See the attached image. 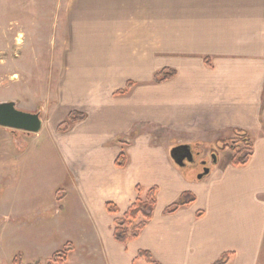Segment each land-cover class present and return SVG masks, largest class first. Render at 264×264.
Returning <instances> with one entry per match:
<instances>
[{
  "label": "crops",
  "instance_id": "1",
  "mask_svg": "<svg viewBox=\"0 0 264 264\" xmlns=\"http://www.w3.org/2000/svg\"><path fill=\"white\" fill-rule=\"evenodd\" d=\"M112 11L123 23L167 26V53L175 61L163 68L177 75L161 85L134 86L130 97L114 99L120 102L92 101L97 106L73 126L77 137L65 148L79 166L78 197L89 225L79 229V246L82 240L95 248L98 264H131L138 251L159 264H214L225 255V264H258L264 252V0H112ZM96 12L79 5L77 24L94 23ZM132 120L181 138L242 131L253 154L243 167L228 160L195 182L181 176L160 145H143L148 133L135 139L127 164L117 168L120 146L106 152L103 145L123 138ZM136 186L157 187L156 204L139 237L121 245L113 240V222L135 201ZM185 192L194 202L165 215ZM106 203L116 206V215L106 212Z\"/></svg>",
  "mask_w": 264,
  "mask_h": 264
},
{
  "label": "rangeland",
  "instance_id": "2",
  "mask_svg": "<svg viewBox=\"0 0 264 264\" xmlns=\"http://www.w3.org/2000/svg\"><path fill=\"white\" fill-rule=\"evenodd\" d=\"M88 3L97 9L94 23L77 24L75 11ZM122 21L113 17L112 0H0V103L14 102L19 110L40 113L42 120L36 134L0 127V264H53L52 254L67 243L64 264H98L95 248L84 247L82 240L78 244L80 227L89 225L78 197L79 166L65 148L77 134L73 127L64 134L55 128L72 111L86 115L97 106L92 101L120 102L133 89L152 86L151 75L175 61L167 53V26ZM151 29L158 35L154 39ZM127 80L135 87L114 96ZM130 126L103 149L120 146L125 153L149 133L143 145H160L175 165L170 149L190 143L193 161L176 168L195 182L204 169L224 167L232 146L246 147L236 143L233 131L217 138H181L151 123L132 120ZM263 259L264 252L258 264Z\"/></svg>",
  "mask_w": 264,
  "mask_h": 264
},
{
  "label": "trees",
  "instance_id": "3",
  "mask_svg": "<svg viewBox=\"0 0 264 264\" xmlns=\"http://www.w3.org/2000/svg\"><path fill=\"white\" fill-rule=\"evenodd\" d=\"M202 60L205 66L210 67V58L205 57ZM176 75L177 73L175 70L164 68L153 74L151 83L153 85H161L163 83L173 80ZM135 85V82L128 81L126 82L123 89L117 90L113 95L125 96L132 90ZM84 119L85 114L72 111L67 114L66 120L55 128V132L64 134V132L70 130L74 125L82 122ZM233 133L237 134L236 136H238L239 138V141L236 143H239L241 145L243 144V146H246L247 148L245 147V149H240L237 146H232L230 149L232 152V156L230 157V163L233 167L236 168L243 167L249 162V159L253 154L252 143L244 132L235 130L233 131ZM126 162V155L125 153L121 152L116 158L114 165L117 168H123L125 167ZM135 192L137 194L135 201L125 211L121 218H117L113 222V240L121 245H126L139 237L141 231L152 219L153 209L156 204L157 187H151L147 189L146 192H144L141 186H136ZM194 200L195 198L193 195L185 192L180 196L178 202L167 207L164 210V214H173L178 209L189 206L191 203L194 202ZM105 209L106 212L110 215L117 214V208L112 203H106ZM200 216L201 214H197V217ZM69 251L70 246L69 244H66L63 250L52 254L50 258L51 263L64 264L67 260ZM140 259L143 260L146 264H159L152 258L151 254L147 251H138L135 260L131 264H135L136 261ZM226 262L227 256L225 255L214 264H225Z\"/></svg>",
  "mask_w": 264,
  "mask_h": 264
},
{
  "label": "water",
  "instance_id": "4",
  "mask_svg": "<svg viewBox=\"0 0 264 264\" xmlns=\"http://www.w3.org/2000/svg\"><path fill=\"white\" fill-rule=\"evenodd\" d=\"M0 127L11 130L21 131L26 134H36L42 128V120L40 113H30L19 110L14 102H1L0 103ZM180 150H186L188 156H186L188 162H192V155L187 145H180L170 150L169 155L173 163L177 167L182 166V159L180 162H176L174 153ZM209 174V169H204L201 174L196 177V180L200 181Z\"/></svg>",
  "mask_w": 264,
  "mask_h": 264
},
{
  "label": "flooded vegetation",
  "instance_id": "5",
  "mask_svg": "<svg viewBox=\"0 0 264 264\" xmlns=\"http://www.w3.org/2000/svg\"><path fill=\"white\" fill-rule=\"evenodd\" d=\"M190 149V151H191V148H189ZM191 153H192V151H191ZM197 154V153H196ZM174 156L176 157V162H180L183 158V160L181 161L182 162V167L184 166V167H188V164H190L191 162H188V160H187V158H186V156H188V153L186 152V150H180L179 152H176V153H174ZM209 156H211V153H210V155ZM206 161H200L199 162V165L200 166H206Z\"/></svg>",
  "mask_w": 264,
  "mask_h": 264
},
{
  "label": "bare ground",
  "instance_id": "6",
  "mask_svg": "<svg viewBox=\"0 0 264 264\" xmlns=\"http://www.w3.org/2000/svg\"><path fill=\"white\" fill-rule=\"evenodd\" d=\"M26 134V133H25Z\"/></svg>",
  "mask_w": 264,
  "mask_h": 264
}]
</instances>
